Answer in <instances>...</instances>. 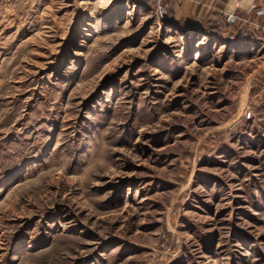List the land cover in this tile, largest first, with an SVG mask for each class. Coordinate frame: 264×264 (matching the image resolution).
Returning <instances> with one entry per match:
<instances>
[{"label":"rangeland","instance_id":"1","mask_svg":"<svg viewBox=\"0 0 264 264\" xmlns=\"http://www.w3.org/2000/svg\"><path fill=\"white\" fill-rule=\"evenodd\" d=\"M192 1L0 0V264H264V0Z\"/></svg>","mask_w":264,"mask_h":264},{"label":"built area","instance_id":"2","mask_svg":"<svg viewBox=\"0 0 264 264\" xmlns=\"http://www.w3.org/2000/svg\"><path fill=\"white\" fill-rule=\"evenodd\" d=\"M250 12V16L253 18L252 23L257 27H260L264 32V7L261 5H253L250 8Z\"/></svg>","mask_w":264,"mask_h":264},{"label":"crops","instance_id":"3","mask_svg":"<svg viewBox=\"0 0 264 264\" xmlns=\"http://www.w3.org/2000/svg\"><path fill=\"white\" fill-rule=\"evenodd\" d=\"M174 1H177L179 2L180 0H169V2H174ZM198 0H195V1H192L193 3H196V4H199V2H197ZM204 1H208L210 4L213 3L214 1H219V0H204ZM226 1V5H225V8L227 10H231L235 7H238V6H247L249 4H251L253 1H257V0H225ZM204 5V3H203ZM191 8V7H190ZM192 10H196V6H193L192 7ZM202 9H200L201 11Z\"/></svg>","mask_w":264,"mask_h":264}]
</instances>
